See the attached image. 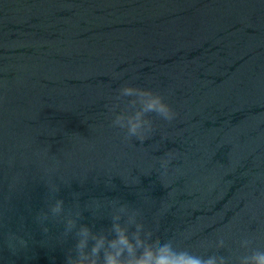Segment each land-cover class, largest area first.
Segmentation results:
<instances>
[{
	"label": "water",
	"instance_id": "1",
	"mask_svg": "<svg viewBox=\"0 0 264 264\" xmlns=\"http://www.w3.org/2000/svg\"><path fill=\"white\" fill-rule=\"evenodd\" d=\"M126 84L176 113L143 142L112 125ZM114 215L178 252L264 251V0H0V264H65Z\"/></svg>",
	"mask_w": 264,
	"mask_h": 264
},
{
	"label": "clouds",
	"instance_id": "2",
	"mask_svg": "<svg viewBox=\"0 0 264 264\" xmlns=\"http://www.w3.org/2000/svg\"><path fill=\"white\" fill-rule=\"evenodd\" d=\"M118 92L113 111L119 107L123 98H131L112 121L114 127L126 129V140L136 137L143 142L148 138L146 134L153 129L152 120L147 118L149 113H155L167 121L173 120L176 116L164 97L151 89L126 84ZM167 163V160L163 161L165 166ZM63 206L64 201L57 199L50 207L51 215L60 216L64 212ZM125 208L126 206H121L120 211H125ZM81 215L80 212H76L75 217L68 215L64 220L65 237L76 229L77 219ZM42 218L48 219V213H44ZM120 219L119 215L113 216L111 236L94 233L88 225H81L74 233V248L67 254L65 264H100L101 257L103 264H229V259L224 256L204 258L187 251L178 252L174 250L171 241L161 244L158 239L152 240L151 231L146 233V238H142L140 235L142 224L135 225L130 237L129 228L118 223ZM48 231L49 229H44L45 233ZM21 242L26 246L25 241ZM251 243L252 241L245 239L241 241V246L247 248ZM219 245L223 247L224 241L220 240ZM239 264H264V251L253 250L250 254L242 256Z\"/></svg>",
	"mask_w": 264,
	"mask_h": 264
}]
</instances>
